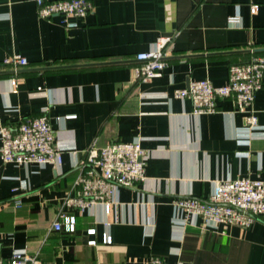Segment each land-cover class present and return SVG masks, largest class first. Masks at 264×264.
Instances as JSON below:
<instances>
[{
    "label": "crops",
    "instance_id": "crops-1",
    "mask_svg": "<svg viewBox=\"0 0 264 264\" xmlns=\"http://www.w3.org/2000/svg\"><path fill=\"white\" fill-rule=\"evenodd\" d=\"M88 1L87 15L67 27L58 15L41 17L34 0H0V124L47 113L63 148L60 165L0 156V261L24 250L42 264H149L152 255L168 263L264 264L263 219L201 228L200 219L186 223L173 201L206 198L222 179H264V85L254 103L263 128L249 144L232 99L219 97L216 111L197 114L190 99L175 96L197 79L225 84L232 63L264 55V0ZM176 33L162 76L137 81L136 54ZM14 53L28 65L2 63ZM138 138L149 153L145 179L120 187L109 212L104 203L65 209L76 215V229H54L87 149Z\"/></svg>",
    "mask_w": 264,
    "mask_h": 264
},
{
    "label": "built area",
    "instance_id": "built-area-1",
    "mask_svg": "<svg viewBox=\"0 0 264 264\" xmlns=\"http://www.w3.org/2000/svg\"><path fill=\"white\" fill-rule=\"evenodd\" d=\"M38 13L43 18L55 15L61 17L67 27H75L78 22L72 18H82L91 9L88 0H34ZM257 4L252 6L256 11ZM238 17H231L236 22ZM163 35L158 37L151 49L136 54L133 69L137 81L149 82L160 77L171 55L170 44L178 36ZM4 65L14 70L28 65V58L21 53H14L3 59ZM264 85V55L253 52L246 61L232 63L229 67L228 81L216 85L209 78L197 79L187 87L175 91V96L192 101L194 113L214 112L219 97L232 99L234 111L243 114L244 128L241 135L248 137L245 143L260 131L263 126L254 108L257 92ZM2 145L0 156L5 163L16 165L47 164L60 165L63 148L57 141L47 113L22 119L16 127L0 124ZM240 154H245L240 152ZM149 153L142 146V139L133 141L115 140L105 145L92 144L85 153V158L78 164V174L72 193L64 200L58 220L53 228L67 231L76 229L77 217L66 210L82 212L96 203H104L106 211L111 209L110 199L120 187H135L145 179V165ZM74 192V193H73ZM174 204L185 212V222L190 218L200 219L194 223L201 228L228 227L236 225L250 227L258 219L264 220V179L249 176L217 181L215 189L206 198L182 195L174 198ZM65 210V211H64ZM90 234L95 229L88 230ZM104 242L111 243L112 235L105 233ZM95 244L96 240L89 241ZM0 264H42L38 255L24 250L14 251L8 262ZM149 264H191L182 259L168 263L161 255H152Z\"/></svg>",
    "mask_w": 264,
    "mask_h": 264
}]
</instances>
